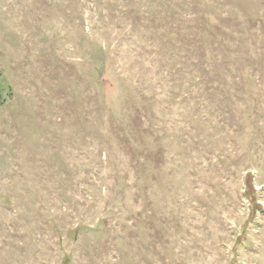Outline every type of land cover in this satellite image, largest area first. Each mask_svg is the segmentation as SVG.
Segmentation results:
<instances>
[{"label": "rangeland", "instance_id": "374dc122", "mask_svg": "<svg viewBox=\"0 0 264 264\" xmlns=\"http://www.w3.org/2000/svg\"><path fill=\"white\" fill-rule=\"evenodd\" d=\"M0 264H264V0H0Z\"/></svg>", "mask_w": 264, "mask_h": 264}]
</instances>
